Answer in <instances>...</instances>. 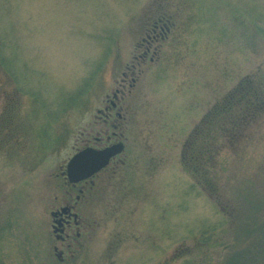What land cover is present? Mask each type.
Listing matches in <instances>:
<instances>
[{"label":"rangeland","instance_id":"rangeland-1","mask_svg":"<svg viewBox=\"0 0 264 264\" xmlns=\"http://www.w3.org/2000/svg\"><path fill=\"white\" fill-rule=\"evenodd\" d=\"M0 264H264V0H0Z\"/></svg>","mask_w":264,"mask_h":264},{"label":"flooded vegetation","instance_id":"flooded-vegetation-1","mask_svg":"<svg viewBox=\"0 0 264 264\" xmlns=\"http://www.w3.org/2000/svg\"><path fill=\"white\" fill-rule=\"evenodd\" d=\"M157 35H155L154 37H156ZM149 48L146 47L144 53L142 54V57H146L147 56V52H148ZM116 102H110V105L107 107H104L101 110H98V113H102L103 111H105L104 113V117L109 118L111 113L110 110L114 109L113 107H116ZM116 117L121 119L122 115L119 112H116ZM105 124L107 122H109V120L104 119ZM112 127H117L115 129H118L120 126L116 123H111ZM119 126V127H118ZM115 129L113 131H111L110 135L107 134L106 136V142L103 144H99V141L101 140V138H98L96 136H93L94 139V145H96L97 148H105L108 147L110 145H113L114 143L120 142V140H118L117 138V133L115 131ZM99 134V133H98ZM114 139L113 141L111 139ZM122 143V141H121ZM123 144V143H122ZM125 145L123 144V147L121 149L120 152H118L117 154L113 155L112 157L109 158L108 162L102 166L101 168H98L96 171H94L88 178L80 180L77 183H71V185L77 186L79 184H89L88 187L92 188V185L94 184V178H96V176L104 171H106V168H108V166L110 165V163L118 156L120 155L123 151H124ZM66 177V176H65ZM67 180V179H66ZM68 182V181H67ZM78 194L75 196V200L74 202H72V199H68V197H71L69 191H65V194L63 195L62 198V202L59 205H55L52 210L50 211V215L52 217V231L53 234L55 236L56 239H59L60 241L65 240L66 237H68V233L67 230H72L73 227L75 228L74 231H72L74 233V238H80L81 237V233L79 232V228L82 227V219L81 216L79 214V212L76 210V206H77V202L82 198L83 194H84V188L80 187L78 189ZM53 222H55L53 224ZM55 230V231H54ZM55 248V247H54ZM55 255L59 260H63L64 259V251L62 249H55Z\"/></svg>","mask_w":264,"mask_h":264},{"label":"water","instance_id":"water-1","mask_svg":"<svg viewBox=\"0 0 264 264\" xmlns=\"http://www.w3.org/2000/svg\"><path fill=\"white\" fill-rule=\"evenodd\" d=\"M123 144L114 143L102 149L85 147L75 153L66 164L68 180L77 182L89 177L98 168L104 166L110 157L121 151ZM55 231V230H54Z\"/></svg>","mask_w":264,"mask_h":264},{"label":"trees","instance_id":"trees-1","mask_svg":"<svg viewBox=\"0 0 264 264\" xmlns=\"http://www.w3.org/2000/svg\"><path fill=\"white\" fill-rule=\"evenodd\" d=\"M199 158H200L201 161H202V157L198 155V157H197V166H199V165H200V162H201V161H199ZM194 160H195V159H194ZM194 160L188 158V155H187V156H184V155H183L184 165H185L187 168H190V164L195 163ZM201 177H205V175H204V174H201ZM240 254H241V253H240ZM238 256H239V254L236 255L235 259H236V258L238 259ZM237 259H236V260H237ZM238 260H239V259H238Z\"/></svg>","mask_w":264,"mask_h":264}]
</instances>
